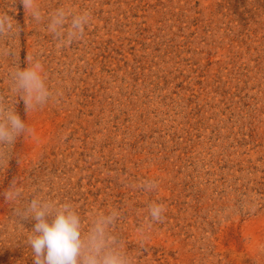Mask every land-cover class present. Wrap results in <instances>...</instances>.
<instances>
[{
  "label": "rangeland",
  "instance_id": "rangeland-1",
  "mask_svg": "<svg viewBox=\"0 0 264 264\" xmlns=\"http://www.w3.org/2000/svg\"><path fill=\"white\" fill-rule=\"evenodd\" d=\"M37 3L39 23L0 0V102L33 130L0 165V264H33L13 184L71 202L85 226L118 209L135 264H264V0ZM59 7L91 13L64 47L46 30ZM32 59L53 97L25 112L10 73ZM151 202L165 212L149 227Z\"/></svg>",
  "mask_w": 264,
  "mask_h": 264
},
{
  "label": "clouds",
  "instance_id": "clouds-1",
  "mask_svg": "<svg viewBox=\"0 0 264 264\" xmlns=\"http://www.w3.org/2000/svg\"><path fill=\"white\" fill-rule=\"evenodd\" d=\"M24 8L32 19L39 23L42 12L37 0H22ZM69 20L65 28V21ZM91 22L88 9L70 12L63 7L54 9L47 18L46 30L53 35L58 47H64L84 35ZM11 29V24L0 21V34ZM11 91L19 95L25 112L47 103L53 92L45 82L42 63L32 59L25 66H16L10 73ZM32 128L25 123L14 106L0 102V165H3L18 137L30 135ZM145 191L156 187L154 181H145ZM4 199L15 207L12 209L16 225L24 227L20 221H34L26 232L33 264H135V257L125 247L123 241L113 232V226L121 213L118 209L95 212L87 226L71 202H60L42 195L23 199L21 187L13 184L3 193ZM162 203L148 204V226L164 218ZM140 238L145 228L139 229Z\"/></svg>",
  "mask_w": 264,
  "mask_h": 264
}]
</instances>
